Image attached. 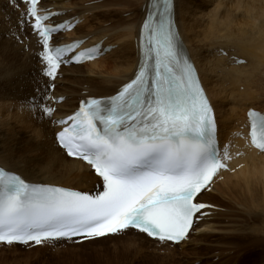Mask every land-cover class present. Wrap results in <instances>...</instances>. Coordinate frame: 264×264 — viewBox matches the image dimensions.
Here are the masks:
<instances>
[{
	"label": "snow or ice",
	"instance_id": "6c2138e0",
	"mask_svg": "<svg viewBox=\"0 0 264 264\" xmlns=\"http://www.w3.org/2000/svg\"><path fill=\"white\" fill-rule=\"evenodd\" d=\"M30 2L35 5L37 0ZM172 7L173 0H151L141 33L145 61L110 106L98 99L82 101L79 111L68 118L74 121L71 127L56 134L69 156L86 161L102 179V191L92 196L32 184L0 167V243L39 245L129 228L160 241L179 243L186 238L193 215L206 207L194 198L227 165L220 160L213 109L196 70L177 57ZM30 14L36 18L30 26L43 37L45 75L55 79L70 48L50 45L49 40L64 25L41 29L40 22L48 17L36 16L34 9ZM27 23L22 17L20 24ZM98 51L93 49L87 58ZM84 55L80 53L76 62ZM153 57L150 76L148 60ZM52 111L45 106L42 113L50 116ZM249 116L252 143L264 151V116L256 112ZM224 155L227 159V152Z\"/></svg>",
	"mask_w": 264,
	"mask_h": 264
},
{
	"label": "bare ground",
	"instance_id": "6f19581e",
	"mask_svg": "<svg viewBox=\"0 0 264 264\" xmlns=\"http://www.w3.org/2000/svg\"><path fill=\"white\" fill-rule=\"evenodd\" d=\"M46 1L49 2L46 3ZM238 1L236 0V2ZM148 2L149 0H79L73 3L72 0H42V8L58 13L52 18L54 23L66 19L79 21L72 31L57 35L55 37L56 44L79 39L86 41L82 48L101 40L111 46V50L99 60L79 66L62 67L55 82L51 83L45 75L44 67L39 59V55L43 51L41 46L43 37L32 29L30 23L20 24L22 17L27 20L29 4L20 0H0V17L5 22L7 21L5 24H7L8 29L16 30L15 32H19V34L16 33L18 36H23L21 38L23 39V44L18 46L19 50L21 48L28 59L32 62H37L36 64L40 67L39 72L43 79L47 81L46 83H49V86L53 84L57 86L54 91L48 90V95L50 96H48L49 103L47 106L52 108V110L56 108V111L50 116H44L47 125L54 132H52L53 134L51 133L54 137L53 141H51V138L49 139L51 141V149L54 152L52 154L55 155H47L46 163L39 165L37 171L27 165L20 167L18 165L19 162L11 163L12 161L9 162L10 159H3V156L2 158L0 157V166L19 174L27 181L33 183L52 184L84 192L97 190L98 188L102 190V181L94 175L90 167L79 160L68 158L57 145L56 133L61 130V127L58 126V121L73 113L78 108L80 100L87 97L111 96L134 77L140 60L139 40ZM231 2L232 0H175V12L180 32L191 57L198 67L202 82L216 110L220 138L222 144L225 145L229 152L226 163L230 170L220 171L212 188L209 191L202 192L198 201L216 206V203L210 199L215 195H222L226 198H231L233 201L237 200V203H243L248 211L251 209L264 211V165H256L257 162H262L264 153L253 149L249 145L247 112L253 108H247L244 112L246 120L240 121L234 106L229 101L232 98L233 103L237 105L239 100H241L239 96L248 97L249 99L253 98V93L249 88L251 85L249 79H252L253 74L260 68L259 64L261 63L258 52L264 53V12L255 14V17L260 20L259 23L247 21V25H245V21H241L234 29L230 23H227V21L229 22L230 14H227L226 6ZM44 3L47 5L43 6ZM253 10L252 12L247 11L252 14ZM221 12L223 17L220 14ZM122 15L126 16L123 17ZM118 16H120L119 20H116ZM122 18L124 19L120 20ZM218 18H222L223 21L222 19L218 21ZM89 25H91L90 30L85 29L87 32H81L82 28ZM8 33L10 32L8 31ZM209 37H213V40L208 41ZM22 57L24 58V56ZM35 58L36 60L34 61ZM108 58L111 60L113 58L112 65H102V61ZM239 59L246 60L243 63H239ZM84 67H88L87 73L78 71ZM243 79L247 80L243 83ZM73 87H80L81 89L74 91ZM241 87L244 90H241ZM228 89H230L231 93L233 89L238 90L230 97V94H227L229 92ZM85 91L87 94L83 95ZM72 96L73 98L71 99ZM60 98L64 100L59 102ZM48 118H52V123L48 122ZM47 131H45L44 126L42 132L40 129L41 134L39 131L37 132L36 138L41 140L48 136L46 135ZM37 146L38 153L40 155L43 154L45 152L43 144L41 143V145ZM46 172H49V175H52L50 172L57 173V175L51 176L54 181H51L50 176H44ZM206 211L208 215L202 218L201 222L191 230L188 239L184 240L179 246L186 245L189 242L190 235L193 233L201 235L214 230L216 226L213 222L218 217V213L214 209H207ZM262 222V226H264V221ZM126 232H132L133 234L131 241L129 240L132 246H138L140 243H142V246L152 243L171 247L168 246L171 245L170 243L151 240L143 233L134 230H127ZM117 236H107L91 241L101 242ZM0 247L24 246L1 244Z\"/></svg>",
	"mask_w": 264,
	"mask_h": 264
},
{
	"label": "rangeland",
	"instance_id": "374dc122",
	"mask_svg": "<svg viewBox=\"0 0 264 264\" xmlns=\"http://www.w3.org/2000/svg\"><path fill=\"white\" fill-rule=\"evenodd\" d=\"M77 1L79 0H72L73 3ZM48 2L46 1V3ZM232 2L226 6L227 14H230L227 23H230L234 29L241 21H245V25H247V21L259 23L260 20L255 17V14L264 12V1L239 0L236 2V0H232ZM238 4L239 6H237ZM45 5L47 4L44 3L43 6ZM250 8L254 9L252 14L249 13L252 12ZM222 12L220 14L223 17ZM117 15L119 14L117 13ZM119 17H116V20H119ZM221 19L218 18V21ZM5 23L7 21L0 20V157L3 156V159L6 160L10 159L11 163L19 162L20 167L27 165L37 171L39 165L46 163L48 156L55 155L52 154L54 152L51 149L54 132L47 125L45 115L39 109L41 103H47V105L49 103V83H46L47 81L39 72L40 67L36 64V58L35 62H32L21 48L19 50L18 46L23 44V39H21L23 36H18L19 32H15L16 30L8 29ZM91 25L82 28L81 32L90 30ZM210 40H213V37H209L208 41ZM258 56L260 57V68L253 74V78L249 79L251 84L249 88L253 93V98L239 96L241 100L237 105L233 103L232 98L229 99L240 117V121L246 120L244 112L247 108L264 111V53L258 52ZM105 60L102 61V65H112L113 58ZM87 69L88 67H84L78 71L87 73ZM246 80L243 79V83ZM80 89V87H73L74 91ZM237 90L233 89L231 93L228 89L227 94H230L231 97ZM241 90L244 88L241 87ZM86 94L85 91L83 95ZM47 120L52 123V118ZM44 126L45 131L48 129L46 134L48 136L39 140L36 138L37 132H40V129L42 132ZM38 141L40 142L38 143ZM41 143L45 152L40 155L37 145H41ZM261 164L264 165V158L262 162L256 163V165ZM48 173H44V176H50V179L51 176L57 175L55 172H50L52 175ZM51 181L54 180L51 179ZM210 200L216 203L215 211L218 213V217L213 222L216 227L213 231L205 234H191L189 242L184 246L178 244L175 247H167L152 243L143 246L140 243L138 246H132L129 240L131 241L133 234L127 233L101 242H55L40 247H0V264H264V226H262L264 211L259 209L248 211L243 203L238 202L240 203L238 204L237 200L233 201L222 195H215Z\"/></svg>",
	"mask_w": 264,
	"mask_h": 264
}]
</instances>
